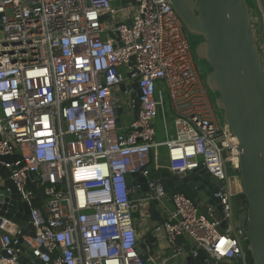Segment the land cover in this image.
Here are the masks:
<instances>
[{"label":"built area","instance_id":"obj_1","mask_svg":"<svg viewBox=\"0 0 264 264\" xmlns=\"http://www.w3.org/2000/svg\"><path fill=\"white\" fill-rule=\"evenodd\" d=\"M122 1L0 0V166L31 206L35 226V236L22 234L20 242V227L0 213V264H169L150 253L146 236L160 232L174 256L204 250V264H254L227 174L228 166L239 169V141L205 83L192 36L170 0L115 4ZM250 6L264 64V0ZM136 78L139 116L126 125L116 108L130 104L121 92L131 96ZM201 165L223 184L212 192L223 217L216 203L201 211L194 198L167 193L157 180L152 198L166 216L152 226L136 222L128 174ZM30 182L41 185L43 199ZM145 204L139 199L140 216Z\"/></svg>","mask_w":264,"mask_h":264},{"label":"water","instance_id":"obj_2","mask_svg":"<svg viewBox=\"0 0 264 264\" xmlns=\"http://www.w3.org/2000/svg\"><path fill=\"white\" fill-rule=\"evenodd\" d=\"M180 16L187 32L198 37L194 52L198 60L206 62L210 69L205 75L208 88L217 95L216 105L223 112V120L239 141V169L227 167L231 193L235 197L238 226L241 238L254 264H264V64L251 20L249 0H170ZM125 0L117 5L124 4ZM128 23H131L128 21ZM2 21L0 14V31ZM133 92L130 104L117 107L116 114L131 111L133 121L139 116L141 88L139 79L132 80ZM124 89V85L121 86ZM120 121V118H118ZM120 125V123H119ZM19 155L2 156L5 161L18 159ZM3 184L0 186V213L11 218L22 234L35 236L31 218V206L22 199L15 183L9 177V169L0 166ZM200 176L203 181L194 179ZM34 176L31 175L30 178ZM242 190L238 192L236 179ZM128 186L133 189V217L140 216L139 199L146 204L143 210L152 222L161 221L166 212L150 182L159 180L167 193L172 186L188 185L193 198L200 204L206 194L217 204L221 217L220 199L213 196V188H222V182L207 167L201 165L192 172L173 173L167 169L151 171L148 175H127ZM31 181V180H30ZM38 200L44 198L41 185L30 182ZM144 192V193H143ZM42 206V204H40ZM223 220L221 228L225 229ZM2 254H6L2 251ZM207 254L200 250L196 257H188V264H204ZM35 264H44L34 259Z\"/></svg>","mask_w":264,"mask_h":264},{"label":"crops","instance_id":"obj_3","mask_svg":"<svg viewBox=\"0 0 264 264\" xmlns=\"http://www.w3.org/2000/svg\"><path fill=\"white\" fill-rule=\"evenodd\" d=\"M122 90H123V88H122ZM125 112H128L127 109L123 111V114H122L123 116H124ZM125 116H126V118L124 119V124L127 125L132 121L133 114H132V112H128V113H126ZM157 120L158 121H156V123L158 125L157 127L159 128L161 126L162 118L158 117ZM162 128H163V122H162ZM193 177H194V179H197V180L204 182V180L200 176H198L197 174H195ZM215 189L216 188H213V191ZM176 191L184 192L185 194H187L188 196L190 195V197L192 196V198H193V192L188 185H183L181 187H175L173 185L171 188L170 194H172ZM202 198L203 199H202V203H200V210L205 211V207L208 204H212L214 202L209 200L210 198L206 194L202 195ZM167 207L171 208L172 204L170 202H168ZM137 223L138 224L144 223V224H147L149 226H152L156 222H152L151 220L146 218V216L143 215V216H140V221ZM138 231H139L140 236L144 235L142 228L138 227ZM146 237L148 238L147 242L150 243V253H152V255L154 256V259H156V260L166 259V260H168L169 264H188L187 259L190 256H187V257L174 256V252H173L172 248L170 246H168L166 235L163 232L157 233L155 235H148ZM182 241H184L188 246H191V241L189 239L184 238V239H182ZM141 244H142V242H141ZM141 244H140V250L142 251V254H146V251L144 249H142Z\"/></svg>","mask_w":264,"mask_h":264},{"label":"rangeland","instance_id":"obj_4","mask_svg":"<svg viewBox=\"0 0 264 264\" xmlns=\"http://www.w3.org/2000/svg\"><path fill=\"white\" fill-rule=\"evenodd\" d=\"M249 3L251 4V0H249ZM204 70H205V75H206L207 71H209L210 69L208 68V66H205V69ZM121 93H122L121 95H123V97L125 98V101H128L130 95L129 94H125L124 95V92H121ZM165 106H166V110H167V113H168V124H169V128L173 132L175 130V127H174V124H173V113H172L171 106H170L169 94H168V92L166 90H165ZM128 112H131V111H128ZM128 112H125V114L123 116L124 117L123 119L126 118L125 115ZM220 114L223 116V112L221 110H220ZM158 138L159 139H163L162 122H161V126L158 128ZM139 221H140V217H137L136 222H139Z\"/></svg>","mask_w":264,"mask_h":264},{"label":"flooded vegetation","instance_id":"obj_5","mask_svg":"<svg viewBox=\"0 0 264 264\" xmlns=\"http://www.w3.org/2000/svg\"><path fill=\"white\" fill-rule=\"evenodd\" d=\"M193 42H194V44L196 45L200 40H199V38L198 37H194L193 36ZM199 61V64H200V66H201V68L203 69V71L205 72V66H207V64H206V62L205 61H203V60H198ZM208 73V72H207ZM206 73V74H207ZM211 93H212V95L215 97V99H217V95L215 94V92H212L211 91Z\"/></svg>","mask_w":264,"mask_h":264},{"label":"trees","instance_id":"obj_6","mask_svg":"<svg viewBox=\"0 0 264 264\" xmlns=\"http://www.w3.org/2000/svg\"><path fill=\"white\" fill-rule=\"evenodd\" d=\"M193 38V37H192ZM177 192V191H176ZM181 192V191H180ZM190 196V195H189ZM192 197V196H191ZM152 239V238H151ZM141 246H142V249H144V244L142 243L141 244ZM250 255V254H249ZM251 256V255H250Z\"/></svg>","mask_w":264,"mask_h":264},{"label":"bare ground","instance_id":"obj_7","mask_svg":"<svg viewBox=\"0 0 264 264\" xmlns=\"http://www.w3.org/2000/svg\"><path fill=\"white\" fill-rule=\"evenodd\" d=\"M208 72V71H207ZM213 92V91H212ZM210 200V199H209Z\"/></svg>","mask_w":264,"mask_h":264}]
</instances>
